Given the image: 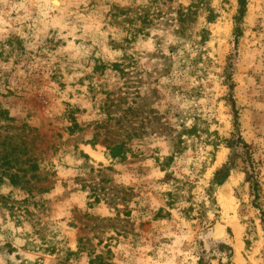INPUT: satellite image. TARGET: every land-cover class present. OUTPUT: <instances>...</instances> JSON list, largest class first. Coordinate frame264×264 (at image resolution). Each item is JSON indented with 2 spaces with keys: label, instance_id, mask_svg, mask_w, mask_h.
I'll return each instance as SVG.
<instances>
[{
  "label": "rangeland",
  "instance_id": "obj_1",
  "mask_svg": "<svg viewBox=\"0 0 264 264\" xmlns=\"http://www.w3.org/2000/svg\"><path fill=\"white\" fill-rule=\"evenodd\" d=\"M237 10L0 0V264H264V0Z\"/></svg>",
  "mask_w": 264,
  "mask_h": 264
},
{
  "label": "trees",
  "instance_id": "obj_2",
  "mask_svg": "<svg viewBox=\"0 0 264 264\" xmlns=\"http://www.w3.org/2000/svg\"><path fill=\"white\" fill-rule=\"evenodd\" d=\"M245 6H246V0H238V10H237V14L234 17L236 34L238 33V24H239L241 18L244 15V12H245ZM235 126H237V122H236ZM238 142H240L242 144L241 146H245L244 142L241 139V136L238 134V129H236V131L231 134V138L226 140V143L228 146H232L233 144L238 145L239 144ZM127 152H128V148L125 147L124 145H120V144H113L109 148V155L112 158L122 159V158H124V156L126 155ZM18 172L22 173L20 176L18 175V178L24 177L25 170H23L22 168L19 167ZM15 177H17V175H15ZM24 182H27V181H24ZM84 248H85L84 243H82L79 240L76 251H72L69 248L67 249L68 251L66 252V254H67L66 259H70V256L77 255L79 253H82L83 251H87V253L89 255L88 256L89 257V264H108V262L105 261V259L101 256V254H96V253H94V251H92V250L90 251L88 248L85 250ZM199 264H201V263H199Z\"/></svg>",
  "mask_w": 264,
  "mask_h": 264
},
{
  "label": "bare ground",
  "instance_id": "obj_3",
  "mask_svg": "<svg viewBox=\"0 0 264 264\" xmlns=\"http://www.w3.org/2000/svg\"><path fill=\"white\" fill-rule=\"evenodd\" d=\"M85 151L87 154H89L91 157H95V158H102V156L99 153H96L94 150H92L91 148H89L88 146H85ZM219 234L223 233V226L219 227Z\"/></svg>",
  "mask_w": 264,
  "mask_h": 264
},
{
  "label": "water",
  "instance_id": "obj_4",
  "mask_svg": "<svg viewBox=\"0 0 264 264\" xmlns=\"http://www.w3.org/2000/svg\"><path fill=\"white\" fill-rule=\"evenodd\" d=\"M220 226H222V225L219 224L218 222L215 223V227H214V234H215V237H218L219 235H221V234L218 233V232H219V227H220Z\"/></svg>",
  "mask_w": 264,
  "mask_h": 264
}]
</instances>
